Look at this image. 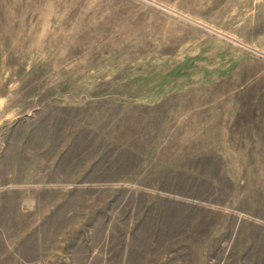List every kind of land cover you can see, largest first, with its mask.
I'll return each mask as SVG.
<instances>
[{"label": "rangeland", "instance_id": "374dc122", "mask_svg": "<svg viewBox=\"0 0 264 264\" xmlns=\"http://www.w3.org/2000/svg\"><path fill=\"white\" fill-rule=\"evenodd\" d=\"M0 264H264V0H0Z\"/></svg>", "mask_w": 264, "mask_h": 264}]
</instances>
